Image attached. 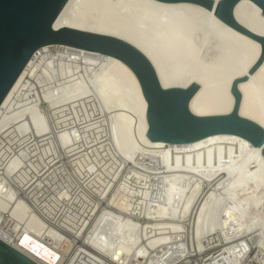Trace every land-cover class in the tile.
I'll return each instance as SVG.
<instances>
[{"label":"bare ground","instance_id":"bare-ground-1","mask_svg":"<svg viewBox=\"0 0 264 264\" xmlns=\"http://www.w3.org/2000/svg\"><path fill=\"white\" fill-rule=\"evenodd\" d=\"M215 4L218 0H214ZM234 15L264 36V14ZM116 36L162 84L199 88L200 115L239 112L264 126L262 44L189 1L68 0L54 27ZM147 100L120 58L39 47L0 106V237L43 264H264V155L232 133L151 140Z\"/></svg>","mask_w":264,"mask_h":264},{"label":"water","instance_id":"water-1","mask_svg":"<svg viewBox=\"0 0 264 264\" xmlns=\"http://www.w3.org/2000/svg\"><path fill=\"white\" fill-rule=\"evenodd\" d=\"M68 0H0V106L26 67L35 51L44 44L63 43L79 48L116 56L135 72L147 100V136L151 140L190 142L216 133H232L262 147L264 155V126L242 116V99L238 82L233 80L231 91L235 104L230 112L196 114L190 108V99L199 88L198 82L188 86L165 87L151 59L133 44L99 32L70 26L54 27V20ZM189 1L203 5L235 29L258 40L262 52L250 68L252 73L264 60V36L255 34L239 24L234 8L240 0H163ZM264 14V0H253ZM0 264H43L15 245L0 237Z\"/></svg>","mask_w":264,"mask_h":264},{"label":"built area","instance_id":"built-area-1","mask_svg":"<svg viewBox=\"0 0 264 264\" xmlns=\"http://www.w3.org/2000/svg\"><path fill=\"white\" fill-rule=\"evenodd\" d=\"M14 245V244H13Z\"/></svg>","mask_w":264,"mask_h":264}]
</instances>
